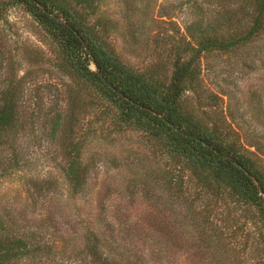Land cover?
Wrapping results in <instances>:
<instances>
[{
    "label": "rangeland",
    "instance_id": "1",
    "mask_svg": "<svg viewBox=\"0 0 264 264\" xmlns=\"http://www.w3.org/2000/svg\"><path fill=\"white\" fill-rule=\"evenodd\" d=\"M93 10L90 24L124 64L167 76L177 54L191 55L184 52L189 25L218 22L217 34L227 40L243 35L256 17L255 0H97ZM231 16L233 26L220 22ZM262 27L230 49L202 52L196 93L189 92L203 96L201 110L245 149L255 151L248 143L259 141L261 161L264 18ZM62 64L56 45L30 17L14 9L0 13V92L14 87L17 101L14 126L0 138V219L9 235L24 236L35 250L19 264H93L85 255L71 256L82 251L90 231L118 242L119 254L142 264H264L263 244L244 232L224 234L214 201L205 206L203 197L192 199V188L173 186L156 146L141 132L112 127L94 95L71 82ZM69 141L80 143L88 170L78 195L70 194L61 169ZM204 214L217 222L202 236L194 225ZM254 226L248 222L245 229L256 235ZM167 242L168 251L153 263L157 245Z\"/></svg>",
    "mask_w": 264,
    "mask_h": 264
},
{
    "label": "trees",
    "instance_id": "2",
    "mask_svg": "<svg viewBox=\"0 0 264 264\" xmlns=\"http://www.w3.org/2000/svg\"><path fill=\"white\" fill-rule=\"evenodd\" d=\"M96 2L0 0V13L14 9L30 17L56 45L63 59V73L94 95L101 117H106L112 127L141 132L152 142L166 159L164 174L173 186L180 190L192 188L195 193L192 199L203 197L205 206L214 201L212 206L222 215L219 221L224 223V234L244 232V238L253 236L256 244H263L264 248V160L258 157L261 145L259 141L249 142L248 147L255 151L245 149L237 137H230L218 121L201 110L202 95L193 98L189 94L196 93L200 74L197 62L202 52L230 49L262 30L264 0H255L256 17L241 36L223 40L217 34L218 22L203 29L200 25L186 27L188 40L184 52L190 51L191 55L183 59L177 54L168 76L155 70L136 72L119 59L101 38L97 25L88 20ZM243 11L244 6H240L237 12ZM225 20L220 21L225 26L236 23L233 16ZM14 91V87H9L0 92V138L17 119ZM72 113L65 124L70 132ZM64 149L62 173L70 194L78 195L86 185L88 172L80 162L81 146L69 141ZM216 222L215 216L204 214L196 217L194 226L203 236ZM248 222L255 225L256 235L245 229ZM65 246L63 242L61 247ZM158 246L152 253L159 254L151 259L153 263L160 261L169 249L168 242ZM120 249L118 242L115 245L105 236L90 231L82 251L71 256L85 255L93 264H142L138 258L133 261L124 258ZM33 251L24 236L9 235L0 219V264L33 259ZM261 251L264 255V249Z\"/></svg>",
    "mask_w": 264,
    "mask_h": 264
}]
</instances>
